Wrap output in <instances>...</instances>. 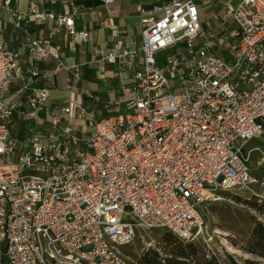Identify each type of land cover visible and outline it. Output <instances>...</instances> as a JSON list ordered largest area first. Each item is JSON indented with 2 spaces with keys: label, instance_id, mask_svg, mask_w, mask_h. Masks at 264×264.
<instances>
[{
  "label": "built area",
  "instance_id": "2783aa9c",
  "mask_svg": "<svg viewBox=\"0 0 264 264\" xmlns=\"http://www.w3.org/2000/svg\"><path fill=\"white\" fill-rule=\"evenodd\" d=\"M222 4L226 25L213 50L195 43L203 35L193 0L155 1L149 10L139 1L141 59L126 109L106 106L80 146L71 140L74 150L38 135L10 137L15 104L4 97L11 75L23 72L0 27V264H130L118 248L137 229H165L194 243L204 234L200 208L221 190L257 183L245 144L264 136V0ZM1 11L16 24L23 19L8 0H0ZM29 13L87 38L69 8ZM120 48L105 59L136 54ZM25 49L34 77L33 61L58 51L34 39ZM46 97L39 88L31 105L44 107Z\"/></svg>",
  "mask_w": 264,
  "mask_h": 264
},
{
  "label": "crops",
  "instance_id": "0c3cea01",
  "mask_svg": "<svg viewBox=\"0 0 264 264\" xmlns=\"http://www.w3.org/2000/svg\"><path fill=\"white\" fill-rule=\"evenodd\" d=\"M142 3L149 10L153 2L169 3L172 0H8V8L23 16L18 24L7 11L0 13L2 39L18 55L22 74L13 73L5 93V102L15 104L11 116L10 137L28 140L34 135L43 142L68 143L71 150L93 133V122L105 113V107L114 102L119 106L110 109L124 112L126 91L141 59L139 16L136 6ZM201 20L203 37L196 45L207 44L216 49L217 32L225 27L223 0H193ZM65 8L72 12L73 27L87 33L86 40L70 35L56 20L36 18L31 9L54 14ZM207 34L212 36L207 37ZM45 41L49 48H58L57 57L48 54L33 61L39 73L34 77L27 72L32 63L26 52L28 40ZM136 51L134 56L116 58L108 62L110 52L120 47ZM179 48L182 51V45ZM120 48V49H119ZM181 49V50H180ZM185 56L188 54L184 53ZM161 67L162 63L160 62ZM39 88H45L44 107L31 105ZM80 108L73 106V102ZM70 111L65 113L63 108Z\"/></svg>",
  "mask_w": 264,
  "mask_h": 264
},
{
  "label": "rangeland",
  "instance_id": "374dc122",
  "mask_svg": "<svg viewBox=\"0 0 264 264\" xmlns=\"http://www.w3.org/2000/svg\"><path fill=\"white\" fill-rule=\"evenodd\" d=\"M165 56L161 57L164 62ZM169 85L174 88L173 78ZM179 91V88H174ZM260 149L264 152V136L248 140L245 149L249 152V167L257 183L247 190H221L218 199L205 204L199 213L204 222V234L201 239L192 242L197 254L192 260L204 262L215 255L227 261L229 257L244 264L246 260L254 264H264V259L246 251L251 230L257 223H264V161H261ZM178 243L187 242L178 239L165 229H137L134 238L128 244L120 246L119 252L130 264H137L138 258L148 249L160 254L177 248Z\"/></svg>",
  "mask_w": 264,
  "mask_h": 264
},
{
  "label": "trees",
  "instance_id": "16d2710c",
  "mask_svg": "<svg viewBox=\"0 0 264 264\" xmlns=\"http://www.w3.org/2000/svg\"><path fill=\"white\" fill-rule=\"evenodd\" d=\"M246 251L264 259V223H257L251 230L246 244ZM197 254L196 246L192 242L178 243L177 248L168 250L162 256L154 249H148L137 260V264H242L229 257L227 261L212 255L204 262H197L192 258ZM244 264H254L246 260Z\"/></svg>",
  "mask_w": 264,
  "mask_h": 264
}]
</instances>
